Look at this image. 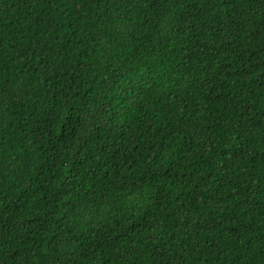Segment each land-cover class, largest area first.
<instances>
[{
    "label": "trees",
    "instance_id": "16d2710c",
    "mask_svg": "<svg viewBox=\"0 0 264 264\" xmlns=\"http://www.w3.org/2000/svg\"><path fill=\"white\" fill-rule=\"evenodd\" d=\"M0 264H264V0H0Z\"/></svg>",
    "mask_w": 264,
    "mask_h": 264
}]
</instances>
